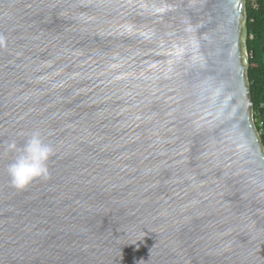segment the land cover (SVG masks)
Wrapping results in <instances>:
<instances>
[{
  "label": "water",
  "instance_id": "water-1",
  "mask_svg": "<svg viewBox=\"0 0 264 264\" xmlns=\"http://www.w3.org/2000/svg\"><path fill=\"white\" fill-rule=\"evenodd\" d=\"M244 10L0 0V264H264ZM33 130L55 155L18 191Z\"/></svg>",
  "mask_w": 264,
  "mask_h": 264
},
{
  "label": "trees",
  "instance_id": "trees-1",
  "mask_svg": "<svg viewBox=\"0 0 264 264\" xmlns=\"http://www.w3.org/2000/svg\"><path fill=\"white\" fill-rule=\"evenodd\" d=\"M246 71L254 126L264 150V0H245Z\"/></svg>",
  "mask_w": 264,
  "mask_h": 264
},
{
  "label": "clouds",
  "instance_id": "clouds-1",
  "mask_svg": "<svg viewBox=\"0 0 264 264\" xmlns=\"http://www.w3.org/2000/svg\"><path fill=\"white\" fill-rule=\"evenodd\" d=\"M6 150L15 154L6 169L11 187L23 191L37 180L48 178L49 163L55 155V149L45 142L39 130L27 133L22 146L17 144L16 139H11Z\"/></svg>",
  "mask_w": 264,
  "mask_h": 264
},
{
  "label": "rangeland",
  "instance_id": "rangeland-1",
  "mask_svg": "<svg viewBox=\"0 0 264 264\" xmlns=\"http://www.w3.org/2000/svg\"><path fill=\"white\" fill-rule=\"evenodd\" d=\"M243 27H245V22H243ZM245 57H247L248 58V55H247V53L245 52Z\"/></svg>",
  "mask_w": 264,
  "mask_h": 264
}]
</instances>
